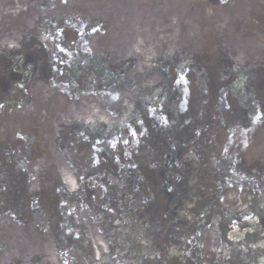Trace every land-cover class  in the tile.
<instances>
[{"label":"rangeland","instance_id":"1","mask_svg":"<svg viewBox=\"0 0 264 264\" xmlns=\"http://www.w3.org/2000/svg\"><path fill=\"white\" fill-rule=\"evenodd\" d=\"M7 1L9 0H0V9L4 11L3 14H10L13 27L8 30L0 29V50L9 51L16 48L12 47L15 40L20 39L25 33H33L39 38L37 28L46 21H50L51 28L59 27V30H65L66 35L68 32L72 33L67 28L78 26L80 21L87 25L98 22L102 29H106L92 34L87 39L88 47L83 48V51L88 52L87 54L101 57L104 60V68L109 69L113 77L120 78L111 87L108 85L107 89L104 88L106 93L101 95V99L97 98L99 95L92 94V89L77 91L70 85L68 89L72 93L87 90L90 95H69L70 92L65 94L64 86H61L62 91L54 86L60 83L59 81L53 83L46 80L42 85L44 80H40L37 75L29 88H32L35 94L47 92L51 95L52 93L55 98L64 100L61 104L77 106L81 111L91 112L92 106L102 110L108 105L110 110H118L121 107L127 110L129 119L124 116V121L118 126L122 131L118 134L114 130L111 136V140L117 143L107 144V147L108 150L115 149L108 153L118 152L129 155L127 157L130 164L121 163L110 167L109 162V168L113 170L105 174L112 186L119 178L116 175L121 176L127 168H135L136 160L134 161L133 158L135 152L139 150L144 153L140 162V168L144 170L152 167L173 169L170 165L173 158H179L186 164H195L199 167L206 163L205 160L202 161V152L206 150L212 153L225 148L227 140L224 135H228L227 132L232 130L234 132L232 137L236 138L235 146L227 151L224 149L226 160L219 164L228 162L227 166L233 168L235 164L238 165L240 172H235L236 175L260 176L264 172V160L255 153V147L249 151L245 150L248 141L242 140L248 138L250 134L245 132L247 122L228 121L227 115L223 114V112L228 113L231 117L233 106L242 107V103L237 105L233 97L248 93L247 88L256 92L259 86L264 85V4L263 6L256 4V1L264 3V0H208L215 3L213 5H208L207 0H24L23 2L11 0L10 5L13 3L14 7H10ZM26 5L27 10H22ZM21 24L24 26L22 33ZM75 36H72V39ZM46 41V47L49 49V42ZM79 44L82 50L81 39ZM81 50L78 52L85 54ZM95 56L90 62L96 59ZM219 64L220 67H216ZM84 68V64L79 66V70ZM181 72L190 74L192 80V95L186 97V104L185 88L176 90L173 94L171 92V85L174 86L172 81L175 76H180ZM242 77L247 82L246 87L238 88L236 84L240 83ZM182 80L185 82L184 79L180 81L177 77L176 84L182 85ZM212 86H215V89H212ZM25 97L21 95V98ZM13 98L17 99L18 96L15 95ZM47 100L58 104L53 99L44 98V101ZM97 101L102 103L101 106H97ZM226 104L228 108L225 107ZM255 104L250 105L246 110L247 115L257 112ZM30 108L34 112V118L32 117L34 120L30 124L24 122L25 125H30L29 135L35 134L31 125H37L41 135L39 143L46 152H51V155L21 164L27 155L21 151L17 152V161L8 159L10 169L13 170V179H16L17 174L24 167L25 173L28 174L27 178L31 177L35 175L34 170L48 165L53 159L57 162L60 159L58 164L61 168L66 164L69 166L73 162L71 157H63L61 152H71L76 149L75 147L81 149L79 143V145L70 143L72 148L68 149L65 143L59 142V136L62 137L64 133H60V128L53 122L46 125L44 120L41 121L42 105ZM62 108L64 107L60 106L61 110ZM152 111L156 112L154 116L149 115ZM76 112L75 108L70 106L66 113L71 117ZM235 113L236 116L240 114L239 111ZM77 116L79 114L75 117ZM260 119L264 121V111ZM5 120L8 122L0 131V144H5L8 136L9 140L14 142L16 134L21 132L24 135L23 129L26 127L21 124L23 120L20 117L12 120L8 117ZM131 123L136 124L137 134H132ZM192 124H198L199 127L190 128ZM212 124L221 125L222 129H215ZM216 135L220 136V139H217ZM255 137H264V131L257 132ZM69 138L71 142H73L71 139L77 141L74 135H69ZM259 143L264 144V140ZM102 148H106L105 145H96L94 151L91 148L87 151L94 156ZM152 158L155 159L156 164L152 163ZM209 160L213 163L212 159ZM252 160L262 165L256 169L251 163ZM123 162L127 163L126 160ZM206 166H212L211 162ZM186 167L184 165V168ZM4 175L1 171L0 181ZM34 183L29 185L31 184L32 187ZM6 184L10 185L9 180ZM25 191L27 188L24 193ZM139 193L141 196H137L134 200L141 204L144 201L149 203L154 200L146 192ZM4 196L14 198L9 188L6 192L0 190L2 201L6 200ZM246 197L245 194L241 195L242 199L248 201ZM123 199L127 200V198ZM2 206L13 212L17 209L16 205ZM9 211L0 213V262L7 259V254L13 251L8 262L15 264L29 254L21 250L22 236L27 235L23 233V225L17 219L18 215L16 213L12 215ZM230 227L237 230L234 225ZM6 228L13 234L3 235ZM145 232L147 228L144 229ZM214 232V228H211L206 235L213 237ZM2 236L9 239L10 245ZM190 239L195 240L191 237ZM140 244L142 240L131 241L130 246L135 251H140L142 249ZM35 245L34 241L23 244L26 248ZM210 245H214V242H210ZM10 247L13 250H9Z\"/></svg>","mask_w":264,"mask_h":264},{"label":"flooded vegetation","instance_id":"2","mask_svg":"<svg viewBox=\"0 0 264 264\" xmlns=\"http://www.w3.org/2000/svg\"><path fill=\"white\" fill-rule=\"evenodd\" d=\"M28 52V50H27ZM28 58H32V54H27ZM40 56H35V60H39ZM32 60L25 61V64L22 63L21 72L18 73V79H22L23 70L26 68V65ZM33 69H37V64L35 62ZM16 82V81H15ZM11 90H7V93H10ZM241 186L237 197L234 199V210L237 216H234V221L236 223L237 231L234 233V236H237V242L240 244L239 252L248 255L250 258L249 264H264V172L260 176L251 175L249 177L240 178ZM47 186V191L52 193L56 199L53 201V204L50 205L53 208V216L46 221V224L50 228V233L54 231L55 228L60 226L64 221H59V218H66V223H68V214L65 216L63 213H59L61 216H58L56 209L58 207V199L61 201V196L64 189L61 184L56 180H48V183L41 185L42 188ZM239 188V187H238ZM245 194L249 200L242 199L241 195ZM154 207L152 206L148 212V226L149 233L152 232L154 225H157L154 221V216L150 215ZM157 211L154 210V213ZM140 210H133L132 215L123 214L119 215V218L131 217L133 220L140 218ZM146 223V221L144 220ZM161 222L166 223V218ZM159 227V226H158ZM168 227L166 226L165 229ZM86 234V231H84ZM169 232V231H167ZM155 233V231H154ZM54 237V236H53ZM70 235L67 233L66 240H61L58 236L56 241L59 246L57 247L62 260L67 264H90V249L88 247H81L77 245L76 248L71 245L69 242ZM104 241L107 243V250L104 257L101 258L99 263L91 264H196L194 262L195 256L188 255V253H170V248H152L151 245H144L140 251H135L133 247H128L126 245V240L124 237L118 238L116 236L110 237L107 233L103 236ZM140 240V234H137L131 239L133 242ZM121 244L123 247L121 248ZM131 243V242H130ZM81 251V255H76L75 251ZM42 255L38 258L37 264H52L46 262L45 258L47 257L45 253V248L41 250ZM105 258V259H104ZM53 260L56 261V258L53 257ZM221 260V253L218 254V258L215 263L218 264ZM59 261V260H58ZM103 261V262H102ZM208 263L214 262V260L208 255ZM54 264V263H53ZM57 264H60L59 262ZM233 264H239L236 259H234Z\"/></svg>","mask_w":264,"mask_h":264},{"label":"bare ground","instance_id":"3","mask_svg":"<svg viewBox=\"0 0 264 264\" xmlns=\"http://www.w3.org/2000/svg\"><path fill=\"white\" fill-rule=\"evenodd\" d=\"M101 114V112H98L97 113V115L99 116ZM89 116H90V118H92V115L91 114H89ZM141 153H143V152H141L140 150L138 151V152H136V155H140ZM180 218H183V217H181L180 216ZM183 223H186V220H181ZM235 259V258H234ZM233 259V260H234ZM240 264H246V261H243V262H241Z\"/></svg>","mask_w":264,"mask_h":264}]
</instances>
